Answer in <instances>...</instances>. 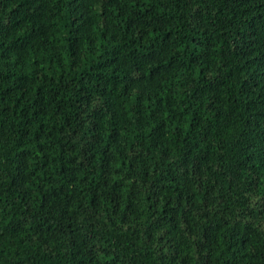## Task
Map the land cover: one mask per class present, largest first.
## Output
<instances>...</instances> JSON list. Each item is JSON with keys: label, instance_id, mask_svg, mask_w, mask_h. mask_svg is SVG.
<instances>
[{"label": "clouds", "instance_id": "9594fccd", "mask_svg": "<svg viewBox=\"0 0 264 264\" xmlns=\"http://www.w3.org/2000/svg\"><path fill=\"white\" fill-rule=\"evenodd\" d=\"M0 264H264V0H0Z\"/></svg>", "mask_w": 264, "mask_h": 264}]
</instances>
